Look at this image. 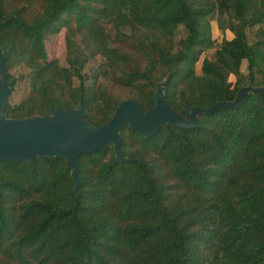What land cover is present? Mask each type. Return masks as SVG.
Here are the masks:
<instances>
[{
	"label": "trees",
	"instance_id": "16d2710c",
	"mask_svg": "<svg viewBox=\"0 0 264 264\" xmlns=\"http://www.w3.org/2000/svg\"><path fill=\"white\" fill-rule=\"evenodd\" d=\"M62 29L64 64L45 47ZM0 47L7 117L81 99L100 126L123 99L151 108L166 76L165 99L185 116L264 86V0H0ZM120 134L133 160L111 145L81 154L77 192L62 158L0 161V264H264V90L194 128Z\"/></svg>",
	"mask_w": 264,
	"mask_h": 264
},
{
	"label": "water",
	"instance_id": "95a60500",
	"mask_svg": "<svg viewBox=\"0 0 264 264\" xmlns=\"http://www.w3.org/2000/svg\"><path fill=\"white\" fill-rule=\"evenodd\" d=\"M167 80L168 76L155 83L154 105L147 111H143L134 98H126L115 106L113 115L100 126L90 124L84 118L81 99L77 107L61 109L55 106L50 114L10 118L6 116L3 108L5 98L11 90V81L5 69V54L0 47V161L23 160L33 164L39 158H62L65 166L70 169L73 190L77 192L80 184L81 154L102 151L111 145L116 161L133 160L132 157H125L120 148V131L124 126L146 137L153 136L162 126L194 128L199 115L214 113L222 108L238 107L250 92L264 90V86L248 83L237 91L233 100H223L207 108L190 106L185 116H182L165 99L164 88Z\"/></svg>",
	"mask_w": 264,
	"mask_h": 264
},
{
	"label": "rangeland",
	"instance_id": "374dc122",
	"mask_svg": "<svg viewBox=\"0 0 264 264\" xmlns=\"http://www.w3.org/2000/svg\"><path fill=\"white\" fill-rule=\"evenodd\" d=\"M211 26H212V37L216 40V41H220L221 40V34L219 32V30L217 29V25L215 20H213L211 22ZM185 31L184 28L182 26H179L178 30H177V39L181 38L182 36H184ZM226 37L227 36H231V34L227 31L226 32ZM65 29H62L57 35L52 36V37H48L45 41V47H46V51H47V55L49 57V59H56L58 60L61 64L65 63V53H66V48H65ZM228 38V37H227ZM253 40V30H251V32L249 33V41L251 42ZM200 64H201V60L196 64V71L199 72L200 70ZM242 72L246 73V68H245V64L242 65ZM11 73L14 76H18L21 74H25L26 73V69L23 67H19L16 69H13L11 71ZM229 80L231 82H233L235 80V77L233 75H231L229 77ZM27 86V82L25 81V79H20L18 80L15 89H17L18 91H23V88H25ZM118 94H122V90H116ZM20 95H17L14 97L12 96L11 100L12 101H17L19 99Z\"/></svg>",
	"mask_w": 264,
	"mask_h": 264
},
{
	"label": "crops",
	"instance_id": "0c3cea01",
	"mask_svg": "<svg viewBox=\"0 0 264 264\" xmlns=\"http://www.w3.org/2000/svg\"><path fill=\"white\" fill-rule=\"evenodd\" d=\"M229 32V31H228ZM230 34H231V36H227L228 38H231L233 35H232V33L231 32H229ZM226 35H228V34H226Z\"/></svg>",
	"mask_w": 264,
	"mask_h": 264
}]
</instances>
